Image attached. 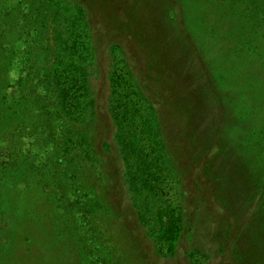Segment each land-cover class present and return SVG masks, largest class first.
I'll list each match as a JSON object with an SVG mask.
<instances>
[{"label": "rangeland", "instance_id": "1", "mask_svg": "<svg viewBox=\"0 0 264 264\" xmlns=\"http://www.w3.org/2000/svg\"><path fill=\"white\" fill-rule=\"evenodd\" d=\"M192 259L264 264V0H0V264Z\"/></svg>", "mask_w": 264, "mask_h": 264}, {"label": "trees", "instance_id": "2", "mask_svg": "<svg viewBox=\"0 0 264 264\" xmlns=\"http://www.w3.org/2000/svg\"><path fill=\"white\" fill-rule=\"evenodd\" d=\"M126 66L129 68V70H131L130 67L128 66V64H126ZM129 82H130V84L133 83L134 88L136 90H139L141 92V95L145 98V96L142 94V88H141V85L143 83L142 78L139 77V75L136 74L135 72H132L130 74ZM221 100H220V102H221ZM146 102H147V99H146ZM135 107H136V111L138 112L140 110V108L138 106H135ZM220 107L224 108V103L221 102L219 104V108ZM155 109H156L155 107L152 109L153 112H156ZM113 110H114V106L111 107V111H113ZM96 112H97V118H99L102 114V111L98 108V106H97ZM92 132L94 133V136H95V134L97 132L96 126L93 128ZM73 143H81L84 145V142L78 141V140H75ZM95 146H96V144H95ZM105 146L109 147V145L107 143L105 144ZM76 163L78 164L79 162H76ZM116 212L118 213L119 211H116ZM84 214L88 215L87 212H85ZM188 221L189 220H188V216H187V211H186V209H184V202L182 200L180 201L178 206H176V208L171 209L170 211L165 213L164 216L161 218V220H160L161 236L160 237L162 240L167 242L168 249H167L166 255L168 257L175 258L177 256L178 242L181 241L182 236H183L186 228L188 227ZM98 249H100L99 253H102L101 246H97L96 250H98ZM236 255L240 256V252H238V254H236ZM192 256L194 257L195 255L192 254ZM192 263L196 264L194 259L191 260V264Z\"/></svg>", "mask_w": 264, "mask_h": 264}]
</instances>
